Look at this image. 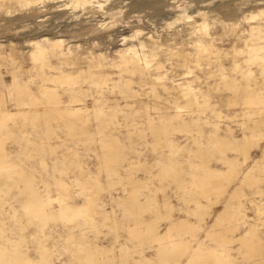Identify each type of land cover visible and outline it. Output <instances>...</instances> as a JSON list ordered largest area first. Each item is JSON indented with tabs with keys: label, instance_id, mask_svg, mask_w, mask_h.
Instances as JSON below:
<instances>
[{
	"label": "bare ground",
	"instance_id": "obj_1",
	"mask_svg": "<svg viewBox=\"0 0 264 264\" xmlns=\"http://www.w3.org/2000/svg\"><path fill=\"white\" fill-rule=\"evenodd\" d=\"M1 5L0 31L26 33V45L31 47L28 57L35 67L32 71L42 84L41 95H37L29 87L35 81L33 76L14 79L13 107L0 90V190L9 189L6 195L17 198L25 216L17 219L15 208L6 209L10 226L0 224V264H231L229 243L237 240L256 250V224H248L235 240L231 234L248 221L241 208L244 187H255L258 193L263 190L264 145L246 169L242 171L241 166L248 161L253 143L264 142V79L259 84L253 71L243 68L244 63L259 60L264 65V56H259L264 52V0L239 4L212 0L202 10L189 9L181 0H0ZM49 7L54 12L37 15ZM157 15H163V22L152 19ZM119 21L124 29L130 28L129 34L114 29ZM140 24L151 28L143 32L136 28ZM245 25L250 39H243L245 49L236 51L249 56L244 63L233 62L244 83L230 81L224 74L220 78L224 89L233 90L228 102L234 104L240 98L248 119L241 138L232 136V128L226 138L220 134L223 115L217 108L208 123L212 96L189 77L204 71L198 57L216 46L214 26L224 34ZM65 33H72L73 39L86 36L98 48L83 55L81 45L69 41ZM115 39L118 44L109 48ZM163 40L171 43L164 46ZM174 40H182L183 48ZM161 52L169 55L168 60L183 61L182 78L167 72L164 61L157 58ZM6 60L15 67L10 58ZM79 63L83 64L76 66ZM75 66L80 68L73 71ZM261 74L264 76V66ZM147 80L156 85L147 87ZM136 99L151 112L138 114ZM161 101L169 105L172 116L163 115ZM140 122L142 126H137ZM203 124L215 127L206 132ZM192 126L205 141L195 136ZM168 133L189 135L190 139H179L190 146L166 137ZM138 140L141 143L134 146ZM19 144L26 149L20 150L23 158L16 162L11 154ZM149 146L154 156L143 157ZM228 150L244 158L231 157ZM177 156L189 160L177 162ZM213 157L221 167L210 164ZM187 164L190 181L183 178ZM139 173L142 176H136ZM151 174L153 179L156 176L169 183L157 185ZM237 178L205 230V238L216 245L192 244L189 237L199 233L209 218L200 208L201 199L211 200L213 194L221 199ZM119 183L121 189L111 194ZM169 184L176 185L175 195L181 202H193L194 208L180 207L184 213L174 215L175 207L165 192ZM187 184L196 189L195 199L187 195L192 191ZM141 187L147 193L139 199ZM105 194L123 205L121 214L100 209ZM162 206L165 214L160 213ZM159 215L169 221L163 231L157 225ZM257 220L264 225V201L257 205ZM99 223L114 230L113 244L95 243L90 237L89 231ZM144 245L153 257L136 258L134 253L142 254Z\"/></svg>",
	"mask_w": 264,
	"mask_h": 264
},
{
	"label": "rangeland",
	"instance_id": "obj_2",
	"mask_svg": "<svg viewBox=\"0 0 264 264\" xmlns=\"http://www.w3.org/2000/svg\"><path fill=\"white\" fill-rule=\"evenodd\" d=\"M167 1V0H166ZM183 2H187V4L189 5V9H196V8H201L205 9V6L207 5V3H209L212 0H181ZM233 3H241L243 0H232ZM246 5V4H245ZM247 6H250V4L248 3ZM246 8H250L247 7ZM188 9V10H189ZM246 10V9H245ZM3 9H2V5L0 7V17L3 16ZM147 11V10H146ZM52 13L54 12V10H52L50 7L47 9V11H41L38 12L37 15H39L40 17H42V15H44L45 13ZM249 11H244V13H248ZM145 12H143L144 14ZM134 15L136 13H133ZM131 15V14H130ZM192 15H195V13H192ZM45 17H49V21H50V15H47ZM43 17V19L45 18ZM46 19V18H45ZM47 19V21H48ZM128 19V18H127ZM127 19H123V20H127ZM153 20L155 19L157 22L160 21L163 22V15H157V17L152 18ZM52 20V19H51ZM132 20V19H129ZM159 20V21H158ZM59 22L61 20H58ZM125 22V21H124ZM124 25V23H122V21L117 22V24L115 25L114 29L116 30H122L121 33L123 34H129L130 33V28H123L122 26ZM151 28V26H145V25H138V29L142 30L143 32H148L147 28ZM158 27V26H157ZM247 26H240L239 28H230L226 31V33L222 34V29L218 28L217 26L213 28V35L216 37V41H215V47L210 49V51H208L207 53L204 54H200L199 55V62L201 63V67L203 68L202 70H204L203 72H196L193 73L191 75V80L194 79V84L197 88H202L204 90H207V92L212 96L211 100H212V105L215 106H211V108L208 109L207 114L209 116V119L215 116V113L213 112L215 108H217L218 112H221L223 117L221 118L220 122H221V130H220V134L222 136H226V138L229 136V134L227 133V130L229 128H232V130L234 131L233 133V137L236 138H241L242 136V130H243V123H247L248 119L244 112H245V107H243L241 102V99L238 97H236V103H232L230 104L227 100V97L230 96L231 94L234 96L233 94V90L232 89H224V87H222L223 82L221 80V74H224L225 76H227V78H229L230 81H235V82H239L240 83H244L242 82V74L233 68V62L234 61H239L240 63H244V60H246L249 56V54L247 52H240L237 53V51H239V49H245V47L243 46V39H250V36L247 35V30L245 29ZM159 28V27H158ZM239 29V32L237 31ZM15 31L12 32H8V33H3L0 31V51H1V58H0V90L5 94V99L6 102L8 104V106L13 107V80L14 79H18L19 81H24L26 80V78L33 76V78H35L34 83H31L29 85V87L33 90V92L37 95H41V93H39V86H41V82H39V80L37 79V77L34 75L35 73L32 71L33 69H35L34 64L32 63V61L29 59L28 57V53L29 50L31 49V47H28L25 42V32L24 35H22V33H18V34H12ZM28 32V31H27ZM66 34V33H65ZM68 34V36H67ZM66 34V38L69 41H73V42H77L78 44H80V51L82 52L83 55H85L88 50L90 51H94L96 48H98L97 46L92 45L91 41H87L86 36H77L74 37L73 39V34L72 33H67ZM21 35V36H20ZM33 35V34H32ZM246 36V37H245ZM241 37V38H240ZM76 38V39H75ZM187 38V37H185ZM11 39L13 40V42H11ZM182 39V38H181ZM176 42L178 47H181V45L183 44L182 40L179 41H173V43ZM114 43H117V40L115 39L113 41V43L109 44V48H113L114 47ZM171 41H164L163 40V44L164 46L167 44H170ZM118 44V43H117ZM191 44V43H190ZM183 48V47H181ZM191 51L193 50L192 48H189ZM214 52H211V51ZM237 50V51H236ZM236 51V52H235ZM192 53H194V51H192ZM112 54V52L110 53V55ZM210 56V57H208ZM259 56H264V52H262L261 54H259ZM11 59V62H15L16 65L14 68H11L9 65V61H7L6 59ZM160 58L158 60H162L164 61V65H165V69H167V72L169 74H171L172 76L175 77V79H179L182 78V76L185 75V67L183 65V61L180 62L179 59L176 60H168L170 57L169 55H166V52H161L160 55L157 57ZM51 62L53 64L57 63V60L52 59ZM83 63H79V65L76 66H81ZM73 67V71H76V68H80V67ZM84 66V65H83ZM264 65H262L261 60L253 63V64H247L244 63L243 68H245V70L251 69L253 71V78H257V80L260 82H258L259 84L262 83L264 76L261 74V69L263 68ZM205 67H207L208 69H204ZM111 71V73L115 76V71L113 69H109ZM49 71V70H48ZM195 74L201 75V78H196ZM116 77V76H115ZM252 78V79H253ZM141 79L138 78V76L135 77V81L139 82ZM82 81V80H81ZM146 82V86L150 88V86L152 85H156L155 82L152 80H147ZM242 85V84H241ZM136 87L139 86V83H136L135 85ZM150 98H153V96H151ZM152 102V100H150ZM159 105L162 108V112L163 115L165 117H170L173 115L172 110L170 109L169 105L165 104L164 101L158 102ZM142 103L140 102L139 99H136L135 102V106L138 107V114L143 113L144 116H146L149 112H151V110H146L145 108L142 107ZM127 112H130L129 108H126ZM212 122L211 119L209 120L208 123ZM137 126H142L141 122L137 125ZM204 127V130L206 132L214 129L215 125L214 124H203L202 125ZM249 126H252V123L249 122ZM145 129V128H144ZM143 129V130H144ZM191 129H195V136H199V139L201 141H205V137L201 136L197 131H196V127H193ZM142 130V129H141ZM128 130H124L123 132H127ZM148 139L151 140V137L149 135V132H146ZM166 137H171L172 139H174L176 142L182 143L185 146H190V144H188L187 140L185 142L180 141L179 138H191L189 135H186L185 133H168L166 135ZM230 137V136H229ZM138 138H140V136L138 135ZM137 138V139H138ZM230 142H235L233 141V138L230 139ZM207 142V141H206ZM205 142V143H206ZM141 143L138 140V143L135 144L134 146H138V144ZM264 145V142L260 143L259 145H255L253 143V147L251 149V155L248 156V161L246 163H244L241 167H242V171L244 169H246L251 163L252 161L259 156L261 149ZM150 146L148 149H144L143 150V157L147 156V157H153L154 153L150 150ZM26 148L21 146V144H19V146H13V153L11 154V156H13V160H15L16 162L20 159L22 160L23 158V154L20 153V150L23 152V150H25ZM165 152L167 153L168 150L167 148H165ZM44 154V156L48 153H41L40 155ZM227 155L233 157L236 155V152L228 150L227 151ZM237 157L243 159L244 156L239 154L236 155ZM174 159L177 162L180 161H187L189 160V158L187 157H181V156H177L176 158L174 157ZM71 160V158L67 159L66 161ZM88 160L90 162H92V164L94 163L93 159L88 158ZM68 163L66 162V165ZM212 166L215 167H221V165L219 164V162L217 161L216 157H213V161L210 163ZM38 167H40L39 164H37ZM159 171V169H154L153 172H157ZM140 172V171H139ZM190 172H191V168L190 166L187 164L184 167V173H183V178L185 180L190 181L191 180V176H190ZM141 174H143V172H141ZM140 175L137 174L136 176ZM142 176V175H140ZM240 178V177H239ZM235 179L230 186L227 188L225 195L220 199L217 198V195H212L211 196V200L209 199H205L202 198L201 199V210L202 212H206L209 215V218L207 219L206 224L203 226V229L197 233L194 237H189V239H191L192 244H195L197 242L202 241L205 244H208L210 246H215L216 242L209 240L207 238H205V230L206 227L209 226L210 221L212 220L213 216L215 215V213L221 209V207H223L225 201L227 200V196L229 195V193L233 190L236 182L238 181V179ZM151 180L153 182H155L157 185L161 184L164 185L166 184L165 182L169 183V180H166L165 182L160 180L159 177L154 176V179L152 177L151 174ZM122 183H119V185H115L113 191L111 192V194H115L116 188H118L119 190L121 189ZM261 188L263 189L261 193L256 192V188L255 187H251V186H246L244 187V196L242 198V202H241V208L243 210V212L246 214V217L248 219L247 222L245 223H241L239 225V227L236 229L235 232H233L231 235L235 236L234 240L240 235V233H242L245 228L248 226V224H256V228H257V236H258V243L259 245L256 247V250H251L250 248L246 247L245 245H243L240 241H233L231 243L228 244L229 248H230V254L232 256V262L231 264H263L262 263V258L264 257V225L260 222V220H257V205L261 204L264 201V181L261 182L260 184ZM169 187L165 190V192L168 193L169 198H168V202H172L173 206L175 207V212L174 215H180L183 214V211H179V208H185V207H191L194 208V203H187V202H181L177 196L175 195V191H178L176 185L174 184H169ZM161 187V186H160ZM187 187L190 188L192 191H190L189 193H187V189L183 188L184 192L187 193V195L189 197L192 198H196V189H193L192 187H189V184H187ZM198 190L200 188L196 187ZM4 187L1 188L0 190V224H5L10 226V216L5 212L6 209H9L11 207L15 208V213H16V217L18 218H22L24 220L25 216H23V211H22V206L21 204L17 201L16 197H12L11 195H6V193L9 191L8 188ZM119 192V191H117ZM145 193L146 190L141 187L140 188V192H139V199L140 198H145ZM107 196V194H105L103 196V203L101 205V210H111L113 209V211L117 214H121L122 212V207L123 205L118 204L115 200V198H112V196ZM105 197V198H104ZM116 197V196H115ZM3 199H6V201H2ZM215 199H218V201L216 203H213L215 201ZM160 213L161 214H165V207H161L160 209ZM192 220L195 222L197 221L196 218H192ZM169 223L168 220L164 219L163 216H158L157 219V225L159 226V230L163 231L164 228L166 227V225ZM90 237L93 239V241L95 243H99V244H106V245H111L114 242V230H111L109 227H106L105 223H99V226L97 229H93L91 231H89ZM126 244L132 245V243L130 241H126ZM218 243V242H217ZM114 245L119 246V243H115ZM145 246V247H144ZM143 246V250H142V254L137 251L136 253H134L136 258L141 259L142 257H153V252L151 251V249L148 247V245H144ZM141 254V255H140ZM114 264H119L118 261H114ZM144 264V263H143Z\"/></svg>",
	"mask_w": 264,
	"mask_h": 264
}]
</instances>
